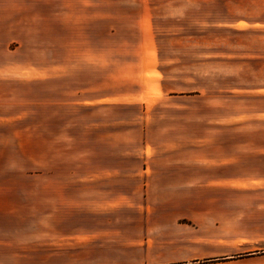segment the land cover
<instances>
[{
  "label": "rangeland",
  "instance_id": "rangeland-1",
  "mask_svg": "<svg viewBox=\"0 0 264 264\" xmlns=\"http://www.w3.org/2000/svg\"><path fill=\"white\" fill-rule=\"evenodd\" d=\"M163 141L222 178L188 219L74 236V175ZM0 264H264V0H0Z\"/></svg>",
  "mask_w": 264,
  "mask_h": 264
},
{
  "label": "crops",
  "instance_id": "crops-1",
  "mask_svg": "<svg viewBox=\"0 0 264 264\" xmlns=\"http://www.w3.org/2000/svg\"><path fill=\"white\" fill-rule=\"evenodd\" d=\"M167 143L153 144L151 154L143 150L140 164L129 166L126 160L124 164H88L85 174L74 175V236H94L96 228H106L107 221L117 222L118 230L125 233L128 213L134 215L137 235L150 231L167 236L172 231L168 225L188 219L185 204L190 190L206 189L208 183L222 178L207 175L206 162L213 157L208 156L207 146L192 154L189 143L166 149ZM196 158L198 164L192 166ZM225 165L231 168L233 158Z\"/></svg>",
  "mask_w": 264,
  "mask_h": 264
}]
</instances>
